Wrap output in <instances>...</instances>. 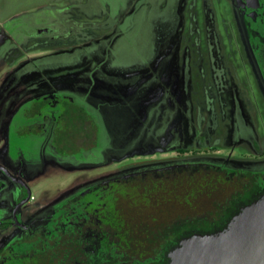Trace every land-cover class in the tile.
<instances>
[{
  "label": "rangeland",
  "instance_id": "rangeland-1",
  "mask_svg": "<svg viewBox=\"0 0 264 264\" xmlns=\"http://www.w3.org/2000/svg\"><path fill=\"white\" fill-rule=\"evenodd\" d=\"M142 1L0 0L7 33L0 82L17 80L26 98L77 95L98 109L109 132L78 157L58 158L46 150L50 135L41 141L0 130V165L22 171L33 197L18 212L21 224L46 218L93 184L138 172L190 164L264 170V82L236 0H175V24L152 60L130 68L138 60L132 52L152 38ZM68 20L84 26L63 38L32 33L37 22ZM202 136L208 149L194 153ZM0 183L7 221L19 187L1 169ZM21 232L0 229V250Z\"/></svg>",
  "mask_w": 264,
  "mask_h": 264
},
{
  "label": "flooded vegetation",
  "instance_id": "flooded-vegetation-1",
  "mask_svg": "<svg viewBox=\"0 0 264 264\" xmlns=\"http://www.w3.org/2000/svg\"><path fill=\"white\" fill-rule=\"evenodd\" d=\"M142 2L148 5L145 9H149L146 16L152 38L143 41L141 48L132 52L138 60L129 63L127 67L130 68L135 65L137 68L145 67L147 63L139 65L137 62L151 61L160 46L159 37L175 24V0ZM236 7L248 48L264 82V0H258L256 7H241L236 1ZM164 21L169 23L165 26ZM80 26L84 25L72 20L59 26L44 23L33 27L32 33L63 38L72 35ZM6 36V31L0 30V43H5ZM3 81L0 82V130L17 138L30 136L42 138L41 141L50 135V142L45 143L46 150L58 158L78 157L84 149L97 145L103 134V138L108 137L109 132L100 112L89 101L63 92L26 98L19 93L17 80L8 78ZM7 81L11 82V86L5 89ZM197 146L194 153L207 150V138L200 137ZM201 165L224 170L221 177L230 179L232 187L236 188L237 211L264 194V170L238 171L207 164L170 166L93 184L55 206L46 218L23 225L18 212L33 200L26 192L29 184L22 171L12 174L0 165V169L19 187L11 220L0 219V229L12 224L22 230L16 240L0 250V264H163L162 223L158 216L156 230H148L147 226L152 225L146 224L144 230L139 231L141 237H127L130 222L127 221V185L137 177H169L180 169H194ZM4 186L0 183V191Z\"/></svg>",
  "mask_w": 264,
  "mask_h": 264
},
{
  "label": "trees",
  "instance_id": "trees-1",
  "mask_svg": "<svg viewBox=\"0 0 264 264\" xmlns=\"http://www.w3.org/2000/svg\"><path fill=\"white\" fill-rule=\"evenodd\" d=\"M48 23L66 24L45 22ZM223 171L201 165L180 169L169 177L132 179L127 185V237H141L139 231L146 224L152 225L147 226L148 230H156L158 216L162 223L163 264H169L167 252L182 237L222 230L239 211L236 188L230 179L221 177Z\"/></svg>",
  "mask_w": 264,
  "mask_h": 264
},
{
  "label": "water",
  "instance_id": "water-1",
  "mask_svg": "<svg viewBox=\"0 0 264 264\" xmlns=\"http://www.w3.org/2000/svg\"><path fill=\"white\" fill-rule=\"evenodd\" d=\"M236 1L241 7L258 4ZM168 258L169 264H264V194L241 207L222 230L182 237Z\"/></svg>",
  "mask_w": 264,
  "mask_h": 264
}]
</instances>
